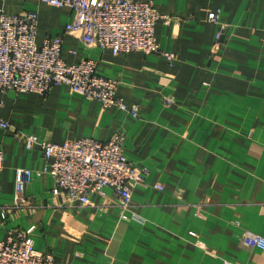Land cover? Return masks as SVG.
<instances>
[{"label":"crops","instance_id":"1","mask_svg":"<svg viewBox=\"0 0 264 264\" xmlns=\"http://www.w3.org/2000/svg\"><path fill=\"white\" fill-rule=\"evenodd\" d=\"M151 1L171 19L156 25L161 51L114 55L65 32L68 8L0 0V12L38 11L39 45L62 35L68 63L97 59L98 74L141 109L134 117L103 108L67 85L46 95L0 91V120L10 124L0 127V240L30 229L57 264H264V251L242 242L247 231L264 236V0ZM216 14L226 30L220 48ZM117 133L126 157L147 170L128 211L111 187L88 205H63L42 148L29 150L22 136L64 143ZM21 168L33 177L14 206Z\"/></svg>","mask_w":264,"mask_h":264},{"label":"built area","instance_id":"2","mask_svg":"<svg viewBox=\"0 0 264 264\" xmlns=\"http://www.w3.org/2000/svg\"><path fill=\"white\" fill-rule=\"evenodd\" d=\"M54 7L71 10L72 18L65 27L66 33L77 35L87 46L110 50L114 55L141 51L160 52L156 37L159 21L169 22L160 14L153 1L136 0H38ZM211 20L219 24L215 47L223 45L225 27L218 14ZM39 13L36 10L21 14L0 12V91L36 92L46 95L55 85H67L89 99L98 100L103 108L115 106L139 117L140 106L128 103L118 95L119 81L98 74V60L85 58L68 63L62 56L63 36H48L39 45L37 30ZM172 60L174 54H166ZM171 103V100H167ZM0 127L10 124L0 120ZM27 148L36 145L50 162L44 172L54 178L55 196L62 204L91 203L90 195L104 196L107 187L113 188L123 211L133 204V190L146 182L147 170L132 163L124 153L125 138L115 134L108 141L91 137L56 143L37 135L22 134ZM4 154L0 150V169ZM33 172L18 169L16 172V198L14 206L26 201L24 188ZM6 212L2 213L3 217ZM31 230H16L6 240H0V264H57L52 252L35 248ZM242 242L251 248L264 251V236L245 232ZM224 264H232L225 262Z\"/></svg>","mask_w":264,"mask_h":264}]
</instances>
